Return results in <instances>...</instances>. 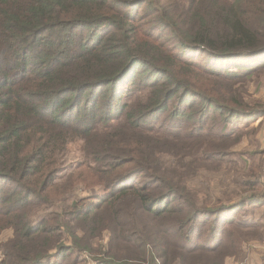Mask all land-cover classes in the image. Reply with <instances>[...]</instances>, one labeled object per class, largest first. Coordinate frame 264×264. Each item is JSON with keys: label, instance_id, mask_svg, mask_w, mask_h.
<instances>
[{"label": "trees", "instance_id": "16d2710c", "mask_svg": "<svg viewBox=\"0 0 264 264\" xmlns=\"http://www.w3.org/2000/svg\"><path fill=\"white\" fill-rule=\"evenodd\" d=\"M261 77L264 0H0V264H226L264 245V187L234 148L264 117L246 98Z\"/></svg>", "mask_w": 264, "mask_h": 264}, {"label": "rangeland", "instance_id": "374dc122", "mask_svg": "<svg viewBox=\"0 0 264 264\" xmlns=\"http://www.w3.org/2000/svg\"><path fill=\"white\" fill-rule=\"evenodd\" d=\"M249 102H263L264 103V77L254 80L248 84V92L246 96ZM246 128H252L254 131L248 135L242 137V139L234 145V148L240 151L249 152L247 158L252 164L253 168L257 169L258 175L262 180V168L264 167V117L259 116L253 122H250ZM82 157L79 141L72 142L68 145L67 151L63 157V166L60 175L63 176L67 173ZM210 184L212 189L217 193V186L219 184L220 176H210ZM263 185V184H262ZM193 186V184H191ZM264 187V185H263ZM90 188L84 186L77 187V193L86 194ZM11 235V230L6 229L2 231L0 239L3 241ZM109 240V234L104 232L95 242H101L107 244ZM257 256V258H256ZM260 256H264V245L249 244V247H245L244 258H228L226 264H254L259 263ZM256 258V259H255ZM1 259V255H0Z\"/></svg>", "mask_w": 264, "mask_h": 264}, {"label": "built area", "instance_id": "2783aa9c", "mask_svg": "<svg viewBox=\"0 0 264 264\" xmlns=\"http://www.w3.org/2000/svg\"><path fill=\"white\" fill-rule=\"evenodd\" d=\"M261 182L264 185V167L262 168V180H261Z\"/></svg>", "mask_w": 264, "mask_h": 264}]
</instances>
